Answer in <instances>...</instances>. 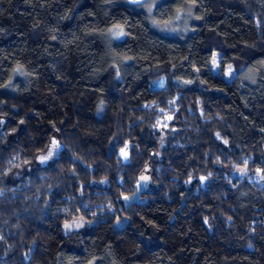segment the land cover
Returning a JSON list of instances; mask_svg holds the SVG:
<instances>
[{"label":"clouds","instance_id":"clouds-1","mask_svg":"<svg viewBox=\"0 0 264 264\" xmlns=\"http://www.w3.org/2000/svg\"><path fill=\"white\" fill-rule=\"evenodd\" d=\"M0 264H264V0H0Z\"/></svg>","mask_w":264,"mask_h":264},{"label":"trees","instance_id":"trees-1","mask_svg":"<svg viewBox=\"0 0 264 264\" xmlns=\"http://www.w3.org/2000/svg\"><path fill=\"white\" fill-rule=\"evenodd\" d=\"M78 83V81H74V84ZM155 207V206H153ZM149 216H152L154 215V213H152L151 211L148 212ZM155 215H159V213H155ZM138 222H139V219L137 218Z\"/></svg>","mask_w":264,"mask_h":264}]
</instances>
